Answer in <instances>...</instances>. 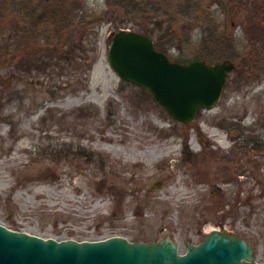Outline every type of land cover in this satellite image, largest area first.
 <instances>
[{
    "label": "rangeland",
    "instance_id": "1",
    "mask_svg": "<svg viewBox=\"0 0 264 264\" xmlns=\"http://www.w3.org/2000/svg\"><path fill=\"white\" fill-rule=\"evenodd\" d=\"M200 1L195 18H182L184 0L126 9L122 0H67L73 24L56 47L38 37L20 45L18 18L1 16L0 225L58 241L170 237L182 254L225 230L245 238L264 263V152L251 149L256 142L264 149V42L244 56L247 37L233 25L264 6L236 0L227 20L234 36L221 42L215 32L229 0L210 7V22L208 0ZM144 29L174 62L210 60L214 52L235 64L221 100L189 126L109 64L112 36ZM42 60L55 65L40 69ZM185 138L195 164L184 155Z\"/></svg>",
    "mask_w": 264,
    "mask_h": 264
},
{
    "label": "water",
    "instance_id": "2",
    "mask_svg": "<svg viewBox=\"0 0 264 264\" xmlns=\"http://www.w3.org/2000/svg\"><path fill=\"white\" fill-rule=\"evenodd\" d=\"M111 68L118 76L148 91L177 122L193 124L203 110L221 100L231 61L210 65L171 61L153 40L134 31L121 30L108 50ZM0 264H264L254 258L245 238L214 230L204 242L188 243L182 254L167 237L159 242H130L123 237L100 241H58L12 231L0 225Z\"/></svg>",
    "mask_w": 264,
    "mask_h": 264
},
{
    "label": "trees",
    "instance_id": "3",
    "mask_svg": "<svg viewBox=\"0 0 264 264\" xmlns=\"http://www.w3.org/2000/svg\"><path fill=\"white\" fill-rule=\"evenodd\" d=\"M0 4L2 5V8L0 7V18L2 15H5L6 19L8 15L11 13L13 17L18 18L17 22L13 26V30L16 32H21L22 34L18 36V38H22L20 40V45L26 46L27 42L37 44L36 41L38 39H43L47 46L51 45L53 42H56L54 47L61 46L64 42V36L65 33L68 31V29L71 27L72 19L70 17L71 9H69V4L67 0H60V2H49L48 0H40L37 1L36 5H33L34 1H25L24 0H0ZM163 1V0H162ZM153 0H122V7L124 9L128 8V6L131 5V7L136 8L138 6H143L144 4H153ZM260 4L264 5V0H259ZM162 4V3H161ZM10 6H13V10H10ZM156 7V6H155ZM154 7V8H155ZM4 9V10H3ZM76 10H80L78 7ZM149 10L148 8H144V13H147ZM22 14H26L28 18V25H27V31L30 33H23L22 28L19 24L20 19L22 18ZM169 13H165L168 18H171V15ZM195 18V17H193ZM203 18V17H202ZM204 19V18H203ZM24 21V18H22ZM202 24L204 20L199 19L197 20ZM26 30V26L24 27ZM148 30L138 31L139 33H142L144 35H147L148 37L152 38L155 44V47L160 51H165L163 48V45L160 44L158 39H154V36L147 32ZM38 37V39H37ZM230 56V55H229ZM205 59V58H203ZM43 61V60H42ZM32 62V63H31ZM31 66H39L38 60L31 59L29 61ZM209 64H212V62L208 61ZM42 68L40 69H48L49 66H54L55 63L52 62H41ZM48 65V66H47ZM165 112V110H164ZM198 136L201 139V142L204 144L203 148H206V143L202 139V133L199 131ZM245 149H248V146H244ZM258 148V151H262V146L259 145L257 142L254 146L251 147L252 150ZM243 149V147H242ZM241 151V150H240ZM239 151V153H240ZM243 153V152H242ZM245 153V152H244ZM184 155L187 159L194 158L192 161L195 164L197 160V156L193 155V153L189 150L188 147V138H185L184 141Z\"/></svg>",
    "mask_w": 264,
    "mask_h": 264
},
{
    "label": "flooded vegetation",
    "instance_id": "4",
    "mask_svg": "<svg viewBox=\"0 0 264 264\" xmlns=\"http://www.w3.org/2000/svg\"><path fill=\"white\" fill-rule=\"evenodd\" d=\"M235 1L236 0H229L230 4L227 5L228 7H227V17H226V21L224 23H220L221 26H220L219 32H215V33H218L219 34L218 36L216 35L217 37H221V42H222V40L227 41V39L229 38V36H234L233 34H231L232 33V30L227 25V20L230 17L232 18V15L231 14H232L235 6H236L235 5ZM201 2L202 1H200V0H184V3H187L186 6H188V7H186L185 4L182 5V8L180 6L181 13H182V15H184L182 18H186V17L188 18L191 15L193 17H195V15L193 14V11H191V10H193V7H195V6H197V8H200ZM239 2H241V1L239 0ZM213 5L214 6H217V7L219 5L224 6V1L223 0H208L206 2V4L203 5V6H206L205 7V10H206V12H205V19L208 22H210L212 20H215L214 17L211 16V14L213 15L214 13H212L211 11H209L210 7L212 8ZM246 7H249V6H246ZM254 10H255V7L253 8V10H251V8H250V10L248 12H252V11L253 12L251 14L247 15L245 21H240V22H238V24L233 23L234 26L235 25H238L237 26V29L239 28V30H241V32L243 33V35L247 37L248 45H247V49L245 50L244 56L247 55L248 57L251 55V50L254 47H256L257 44H259V42H261V40L264 42V22L262 24L261 23V19H260V18H263L264 19V12H259L258 11L257 13H255ZM223 12H225V11L223 10ZM198 26L195 27V28H193L192 30L200 31L202 33L203 30L201 28H198ZM223 27H225V29ZM217 31H218V29H217ZM213 35H215V34H213ZM210 39H211L210 37L206 38V43L209 42ZM208 45H211V42ZM250 46H253V48L251 50H250ZM213 54L212 53H209L208 54V56L210 57V60H208L206 58L203 59V57H197L195 60H205L206 62L210 61V62H212V64H216V63H218L220 61L221 62H223V61H230L229 60L230 59L229 57H224V56L221 55L223 57V59H222V58H220L221 57L220 55H218V54H216L214 52H213ZM233 54L234 53L232 52V55ZM217 58H219V59H217ZM213 59H215V60H213ZM263 152H264V149H262V151L260 153L263 154Z\"/></svg>",
    "mask_w": 264,
    "mask_h": 264
},
{
    "label": "bare ground",
    "instance_id": "5",
    "mask_svg": "<svg viewBox=\"0 0 264 264\" xmlns=\"http://www.w3.org/2000/svg\"><path fill=\"white\" fill-rule=\"evenodd\" d=\"M223 232H226L225 230H222ZM227 233V232H226Z\"/></svg>",
    "mask_w": 264,
    "mask_h": 264
}]
</instances>
